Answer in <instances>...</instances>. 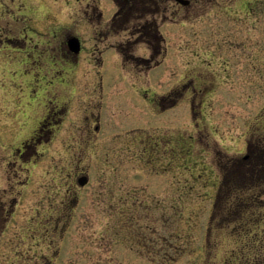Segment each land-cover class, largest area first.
Masks as SVG:
<instances>
[{"label":"rangeland","instance_id":"rangeland-1","mask_svg":"<svg viewBox=\"0 0 264 264\" xmlns=\"http://www.w3.org/2000/svg\"><path fill=\"white\" fill-rule=\"evenodd\" d=\"M189 2L143 4L152 56L127 0H0V264H227L219 194L263 236L264 0Z\"/></svg>","mask_w":264,"mask_h":264},{"label":"trees","instance_id":"trees-1","mask_svg":"<svg viewBox=\"0 0 264 264\" xmlns=\"http://www.w3.org/2000/svg\"><path fill=\"white\" fill-rule=\"evenodd\" d=\"M160 39L161 37L158 36V40ZM263 170L264 165L259 164L258 167L243 173L241 178L246 177V180L255 181L261 176ZM260 197L261 194H248L246 197L218 195L216 205L223 199L222 204H220L223 207L218 204L214 209L215 213L220 214L225 211L224 218L228 220V223L235 226L236 232L246 236V240L231 253L227 264H264V234L260 237L261 235L253 231L259 225V221L262 220V218L256 217L254 213L255 208H263L261 206L263 201ZM224 202H227L228 207Z\"/></svg>","mask_w":264,"mask_h":264},{"label":"flooded vegetation","instance_id":"flooded-vegetation-1","mask_svg":"<svg viewBox=\"0 0 264 264\" xmlns=\"http://www.w3.org/2000/svg\"><path fill=\"white\" fill-rule=\"evenodd\" d=\"M117 2H118V0H116ZM128 1V3H130L131 4V8L132 9H137V10H142L141 11V15H139V16H137L136 18H134L133 19V21H135L137 24L136 25H134V26H136V28H135V30L132 32V34H134V33H139V34H144V35H148V32H150V37L152 38V42H150V43H147L148 44V48L150 47V49H151V51L153 52V54H152V56H158V55H160L162 52H163V48H162V44H161V41H162V39H160V40H158V36H159V34H158V27H157V25L156 24H150V23H141V21H142V19H143V16H144V14H145V10H146V8H147V6L148 5H143V4H145V3H148L150 0H127ZM176 1V0H175ZM177 2V1H176ZM190 2H188V4H189ZM179 4V3H178ZM188 4H186V5H188ZM122 10V9H121ZM137 10L135 11L136 13H138L137 12ZM118 13H120V11L118 12ZM117 13V14H118ZM115 15L114 17H113V20L111 21V24L112 25H118V29H121V30H119V31H126L127 30V28L126 27H124V25L122 24V22H120V17H119V14L118 15ZM126 29V30H125ZM147 30V31H146ZM116 31V30H115ZM138 34H136V36H137ZM158 35V36H157ZM70 38H72V37H70ZM70 38H68L67 40H66V46H67V51L69 52V53H71V54H74V55H78V54H80V52H81V44H80V49H79V51H78V53H74V52H72L71 50H70V48H69V46H68V40L70 39ZM121 44V45H120ZM119 45H116V47L117 48H115V49H118L119 48V51H123V48L124 49H126V50H128V51H133L132 50V46L133 45H135V44H127V43H120ZM4 46H5V44H4V38H0V66H2L4 63H5V54L4 53H2V51L4 50ZM125 46V47H124ZM123 47V48H122ZM125 60H127V61H131V62H138V63H140V62H142V63H144V64H148L149 65V63H150V60L149 59H143V58H136V57H134L132 54H130V56H128V57H126L125 58ZM13 63H16V64H19L20 63V61H19V59H16V60H11ZM179 87V86H178ZM163 100H165V99H163ZM4 104H5V98H3V96H2V94H0V111H3V107H4ZM4 204H5V202H3L1 199H0V211H2V210H4ZM14 206H15V204H14ZM1 213V212H0ZM1 215V214H0Z\"/></svg>","mask_w":264,"mask_h":264},{"label":"water","instance_id":"water-1","mask_svg":"<svg viewBox=\"0 0 264 264\" xmlns=\"http://www.w3.org/2000/svg\"><path fill=\"white\" fill-rule=\"evenodd\" d=\"M177 1L179 3H181L182 5L188 4V0H177ZM67 43H68V46H69V48H70V50L72 52L77 53L79 51V49H80V43H79V41H78L77 38H74V37L73 38H70ZM86 182H87V178L86 177H80L78 179V184L80 186H83Z\"/></svg>","mask_w":264,"mask_h":264}]
</instances>
